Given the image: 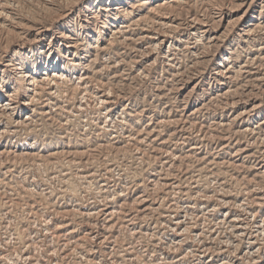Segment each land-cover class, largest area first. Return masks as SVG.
<instances>
[{"label": "rangeland", "instance_id": "374dc122", "mask_svg": "<svg viewBox=\"0 0 264 264\" xmlns=\"http://www.w3.org/2000/svg\"><path fill=\"white\" fill-rule=\"evenodd\" d=\"M263 55L264 0H0V264H198L211 229L243 250L222 219L264 233Z\"/></svg>", "mask_w": 264, "mask_h": 264}, {"label": "bare ground", "instance_id": "6f19581e", "mask_svg": "<svg viewBox=\"0 0 264 264\" xmlns=\"http://www.w3.org/2000/svg\"><path fill=\"white\" fill-rule=\"evenodd\" d=\"M144 3H146V2H144ZM143 4V3H142ZM2 6V5H1ZM131 7H133L134 8V6H131ZM115 9V8H114ZM11 12V11H10ZM4 15H5V13H4ZM127 15H133V12L132 11H130V12H127L126 14H125V16H127ZM113 17V19H115V20H117V19H119L120 18V16L118 15V14H114V13H111V15L109 16V17ZM10 15L8 14V16H7V19H10ZM197 17V16H196ZM4 19V18H3ZM197 20H199V19H197ZM196 20V21H197ZM10 21V20H9ZM105 21V20H104ZM136 23V22H135ZM108 24V23H107ZM166 25H168V24H166ZM205 25V24H204ZM103 26V25H102ZM120 26V25H119ZM126 26V25H125ZM102 28V27H101ZM117 28V27H116ZM136 28V27H135ZM203 28V27H202ZM201 29V28H200ZM117 30V29H116ZM119 31V30H118ZM206 31H207V29H206ZM209 31V30H208ZM248 31V30H247ZM121 32V31H120ZM198 32V31H197ZM123 33V32H122ZM207 33V32H206ZM252 33V32H251ZM120 34V33H119ZM129 36V35H128ZM71 36L69 35V34H67L66 36H65V38L66 39H72V37L70 38ZM112 37V36H111ZM126 38V37H125ZM214 38V37H213ZM64 39V38H63ZM98 39H100V38H98ZM178 39V38H177ZM72 43L69 45V46H67L68 48L67 49H70V47L71 48H76L77 46L75 45V41H71ZM80 47V46H79ZM86 47V46H85ZM84 48V47H83ZM82 48V49H83ZM103 48V47H102ZM48 50H50V49H48ZM260 51V50H259ZM51 54H52V52L50 51V53L47 55V59H46V62H45V70H46V72L44 71L43 72V75H46V77H45V80L44 79H37V80H32L31 82V84H33L34 86H36V88H38V86L40 87V89H50V87H47L48 86V84L49 83H46L45 81H54V83L55 84H57L56 83V75H57V73L56 72H53V74H51L52 72H50V70H47V64H48V62H49V64H50V61H49V58H50V56H51ZM68 54V53H67ZM67 54L65 55V58L67 59V61L68 62H72V61H76V63L74 64L75 66H79L80 64H81V60L80 59H78V58H76V54H74L73 53V55H74V57H71V58H68V57H70V54L67 56ZM260 54V53H259ZM78 56V55H77ZM264 56V55H263ZM64 57V56H63ZM256 57V56H255ZM262 57V56H261ZM256 59V58H255ZM79 60V62L77 63V61ZM251 61H253V60H251ZM38 63V62H37ZM52 63V62H51ZM250 63V62H249ZM9 64V63H8ZM37 65V64H36ZM57 65V62H53L52 64H51V68H53V67H55ZM93 65V64H92ZM248 65V64H247ZM251 66V65H250ZM50 68V69H51ZM61 68L64 70V71H68V72H71V69H69L70 68V66L68 65V64H64L63 66H61ZM60 68V69H61ZM36 69V68H35ZM96 69V68H95ZM94 69V70H95ZM87 70V69H86ZM227 70V69H226ZM246 70V69H245ZM221 71V70H220ZM251 71V70H250ZM22 72V71H21ZM36 72V71H35ZM38 72V71H37ZM217 72V71H216ZM225 72V71H224ZM79 73V72H78ZM27 74V73H26ZM86 74V73H85ZM34 75H36V73L34 74ZM219 75H220V73H219ZM223 75V74H222ZM27 76H29V75H26V77ZM36 77H32V79H35ZM59 78V77H58ZM81 78V80H82V77H80ZM79 78V79H80ZM84 78V77H83ZM43 83L44 85H45V87H43V86H40V83ZM36 83V84H35ZM85 83V82H84ZM83 83V84H84ZM58 86V85H57ZM86 85H84V87H85ZM83 87V88H84ZM35 89V88H34ZM52 91V90H51ZM84 91H86V90H84ZM88 91V90H87ZM37 92V91H36ZM54 92V91H53ZM40 93V92H39ZM87 93V92H86ZM5 96L7 97V101L5 102V103H2V102H0V110H3V111H5V112H9V111H11L13 108H14V106H15V102H14V99L12 98V95L7 91L6 93H5ZM1 97V96H0ZM36 99V98H35ZM33 97H32V99L30 100V101H25V105H32L33 104V102H34V100H35ZM51 100V99H50ZM36 101V100H35ZM109 101V100H108ZM51 102V101H50ZM104 103L106 102V101H103ZM34 109V108H33ZM20 110V109H19ZM109 110V109H108ZM110 110H111V108H110ZM16 111H18V110H16ZM49 113V112H48ZM104 113V112H103ZM9 115V114H8ZM14 115V114H13ZM110 115V114H109ZM15 116V115H14ZM32 116H34V115H32ZM240 116V115H239ZM26 117V116H25ZM106 117V116H105ZM108 117V116H107ZM241 117V116H240ZM4 118V117H3ZM5 119V118H4ZM108 120V119H107ZM110 120V119H109ZM25 121V120H24ZM3 123V122H2ZM18 123V122H17ZM261 124H264V121H262V123ZM261 124L258 126V127H261ZM25 125V124H24ZM8 127H10V126H8ZM256 127V126H255ZM7 128V127H6ZM216 128V127H215ZM259 129V128H258ZM264 129V128H263ZM242 130V129H241ZM244 130V129H243ZM254 131H255V129H253ZM11 131H14V130H11ZM257 131V130H256ZM15 133V132H14ZM264 133V132H263ZM253 134H255V133H253ZM252 136V135H251ZM250 136V137H251ZM129 137V136H128ZM261 138V137H260ZM253 139V138H252ZM264 139V138H263ZM254 141V140H253ZM253 143V142H252ZM95 144V143H94ZM100 144V143H99ZM109 144V143H108ZM112 145V144H111ZM260 145V144H259ZM103 146V145H102ZM106 146V145H105ZM18 147V146H17ZM70 147V146H69ZM261 147V146H260ZM95 148V147H94ZM93 148V149H94ZM90 149H92V148H90ZM246 149V148H245ZM261 149V148H260ZM96 150V149H95ZM238 151V150H237ZM10 152V151H9ZM254 152H256V150L254 151ZM261 152V151H260ZM92 153V152H91ZM262 153H263V155H264V149H262ZM90 154V153H89ZM251 154V153H250ZM252 154H254V153H252ZM94 156V155H93ZM257 156H258V154H257ZM39 158V157H38ZM93 158V157H92ZM249 158V157H248ZM83 160H85V159H83ZM264 160V159H263ZM75 161V160H74ZM78 161V160H77ZM87 162V161H86ZM256 165V164H255ZM262 165H264V162H262ZM76 167H77V165H76ZM82 167V166H81ZM263 166H259V168L261 169ZM264 172V171H263ZM93 173V172H92ZM78 174V173H77ZM94 174V173H93ZM211 175H213V174H211ZM82 176V175H81ZM85 176H87V175H85ZM88 176H89V174H88ZM219 176V175H218ZM209 177V176H208ZM213 177V176H212ZM206 179V178H205ZM193 180H195V179H193ZM192 180V181H193ZM197 180V179H196ZM200 180V179H199ZM158 181V180H157ZM156 181V182H157ZM215 181V180H214ZM191 182V181H190ZM218 182V181H217ZM215 183V182H214ZM221 183V182H220ZM94 184V183H93ZM199 184V183H198ZM223 184V183H222ZM141 185V184H140ZM154 185H155V183H154ZM156 186V185H155ZM173 186V185H172ZM201 186V185H200ZM262 186V185H261ZM104 187V186H103ZM107 187V186H106ZM179 187V186H178ZM194 187V186H193ZM195 187H197L196 185H195ZM223 188V187H222ZM102 189V188H101ZM100 189V190H101ZM174 189V188H173ZM172 189V190H173ZM202 190V189H201ZM49 191V190H48ZM153 192V191H152ZM174 192H176V191H174ZM178 192V191H177ZM193 192V191H192ZM195 192V191H194ZM223 192V191H222ZM201 193V192H200ZM199 192L197 193V194H200ZM203 193V192H202ZM223 193H225V192H223ZM44 194V193H43ZM120 194V193H119ZM122 194V193H121ZM127 194V193H126ZM185 194V193H184ZM221 193L219 192V195H220ZM39 195V194H38ZM51 195V194H50ZM99 195V194H98ZM125 195V194H124ZM201 195V194H200ZM46 196V195H45ZM115 196V195H114ZM176 196V195H175ZM193 196V195H192ZM103 197H105V196H103ZM124 197V196H123ZM262 198V197H261ZM111 199H112V197H111ZM126 199V198H125ZM145 199V198H144ZM182 199V198H181ZM219 199V198H218ZM245 199V198H244ZM221 200V199H220ZM233 200V199H232ZM252 200V199H251ZM95 201V200H94ZM115 201V200H114ZM182 201V200H181ZM187 201H190V200H187ZM206 201V200H205ZM212 201V200H211ZM225 201V200H224ZM260 201V200H259ZM109 202L110 201H107V200H104L103 202H101V205L103 206V208L102 209H106L107 207H108V205H109ZM118 202V201H117ZM123 202H124V200H123ZM130 202V201H129ZM132 202V201H131ZM139 202H141V201H139ZM138 202V203H139ZM228 202V201H227ZM245 202V201H244ZM261 202V201H260ZM263 202V201H262ZM127 202L125 201V204H126ZM133 203V202H132ZM143 203V202H142ZM234 203V202H233ZM162 204V203H161ZM178 204V203H177ZM176 204V205H177ZM237 204V203H236ZM256 203H254V205H255ZM119 205H121V204H119ZM139 205V204H138ZM169 205V204H168ZM223 205V204H222ZM226 205V204H225ZM239 205H241L240 203H239ZM249 205V204H248ZM258 205H259V203H258ZM189 206V205H188ZM242 206V205H241ZM91 207H93L92 205H91ZM90 207V208H91ZM109 207H111V206H109ZM113 207V206H112ZM147 207V206H146ZM153 207V206H152ZM157 207V206H156ZM159 207V206H158ZM215 207V206H214ZM226 207V206H225ZM232 207V206H231ZM247 207H249V206H247ZM246 206L244 207V209L243 210H245L246 208H247ZM59 208V207H58ZM76 208V207H75ZM155 208V207H154ZM216 208H218V207H216ZM238 208V207H237ZM79 209V208H78ZM113 209V208H112ZM139 209V208H138ZM142 209V208H141ZM146 209V208H145ZM183 209V208H182ZM214 209V208H213ZM242 209V208H241ZM66 210V209H65ZM80 210V209H79ZM150 210V209H149ZM171 210H173V209H171ZM185 210V209H184ZM205 210V206H202V209H201V214L203 213V211ZM263 210V209H262ZM40 211V210H39ZM110 211H112V210H110ZM114 211V210H113ZM124 211V210H123ZM134 211V210H133ZM191 211V210H190ZM209 211V210H208ZM246 212H248L247 211V209L245 210ZM96 212V211H95ZM98 212V211H97ZM141 212H143V211H141ZM148 212V211H147ZM146 212V213H147ZM187 212V211H186ZM200 212V211H199ZM205 212V211H204ZM207 212V211H206ZM206 212L204 213V214H206ZM229 212L230 211H226V215H224L223 214V216H225L223 219H222V222L223 221H227V224H229L230 226L232 225V227H233V237H234V239H235V242L236 241H241V240H243V242H244V247H243V250H240V249H238L239 248V246L240 245H235L234 243H233V241H230V239H229V237H227L228 238V241H224L221 245H219L220 247L219 248H216L215 247V245H214V243H215V239H216V237H217V235H218V233H216V235H215V229H211V230H209V232L208 233H206V232H198L197 234H196V236L197 237H199V238H201L200 239V246L199 247H196L195 249H194V252H195V254L194 253H192V255L194 254L195 255V257L197 258V261H198V264H199V261H201V263H203V264H249L250 263V261L252 260L253 261V263H256L257 261H258V259L260 258V257H262V260H264V250H262V246L261 245H259V237H260V235H262V234H264V233H262L261 231H259L258 232V230L256 231V232H253V233H251L250 231H248V229L250 228H248L247 227V223H244V222H241V218H240V216H239V214L238 215H236L237 213L236 212H234V210L232 211V213H233V217H232V219L231 218H229V216H230V214H229ZM80 213H82L81 211H80ZM87 214H88V212H86ZM90 213V212H89ZM92 213V212H91ZM113 213V212H112ZM120 213V212H119ZM213 213V212H212ZM257 213V212H256ZM77 214V213H76ZM107 214V213H106ZM129 214V213H128ZM131 214V213H130ZM249 214V213H248ZM55 215H57V214H55ZM74 215V214H73ZM126 215H127V213H126ZM162 215H164V214H162ZM180 215V214H179ZM187 215V214H186ZM195 215V214H194ZM242 215V214H241ZM253 215V214H252ZM63 216V215H62ZM152 216H153V214H152ZM167 216V215H166ZM184 216V215H183ZM200 216V215H199ZM206 216V215H205ZM72 217V216H71ZM97 217V216H96ZM95 217V218H96ZM113 217V216H112ZM147 217V216H146ZM74 218V217H73ZM87 218V217H86ZM191 218V217H190ZM198 218V217H197ZM204 218V217H203ZM212 218V217H211ZM108 219H110V218H108ZM124 219V218H123ZM135 219V218H134ZM193 219V218H192ZM204 219H206V218H204ZM252 219H253V217H252ZM93 220V219H92ZM124 220H127V219H124ZM221 219H219V221H220ZM248 220V219H247ZM254 220V219H253ZM9 221V220H8ZM180 221V220H179ZM236 221H238V222H236ZM250 221V220H249ZM146 222V221H145ZM186 221H182L181 223L183 224V223H185ZM191 222V221H190ZM251 222V221H250ZM90 223V222H89ZM116 223H117V221H116ZM177 224L179 223V222H176ZM261 223V222H260ZM262 223H263V221H262ZM68 224V223H67ZM96 224V223H95ZM115 224V223H114ZM124 224V223H123ZM162 224V223H161ZM208 224V223H207ZM212 224V223H211ZM259 224V223H258ZM69 225V224H68ZM92 225V224H91ZM185 225V224H184ZM223 225H224V223H223ZM228 225V226H229ZM121 226V225H120ZM134 226V225H133ZM174 226V225H173ZM196 226V225H195ZM202 226H203V224H202ZM217 226V225H216ZM249 226V225H248ZM258 226V225H257ZM66 227V226H65ZM103 227V226H102ZM110 227V226H109ZM122 227V226H121ZM126 227V226H125ZM184 227H186V229H188V230H190L189 228H191V226H184ZM253 227H255V226H253ZM60 228V227H59ZM99 228V227H98ZM132 228V227H131ZM138 228V227H137ZM231 228V227H230ZM104 229H106V227L104 228ZM184 229V228H183ZM207 229V228H206ZM264 228H262V230H263ZM96 230V229H95ZM187 230V231H188ZM116 231V230H115ZM165 231V230H164ZM217 231V230H216ZM252 231H253V229H252ZM91 232V231H90ZM89 232V233H90ZM134 232V231H133ZM180 232V231H179ZM264 232V231H263ZM132 233V232H131ZM160 233V232H159ZM162 233V232H161ZM184 233V232H183ZM136 234V233H135ZM157 234V233H156ZM163 234V233H162ZM179 234V233H178ZM195 234V233H194ZM193 234V235H194ZM118 235H119V233H118ZM147 235V234H146ZM164 235V234H163ZM100 236H102V235H100ZM157 236V235H156ZM174 236V235H173ZM12 237V236H11ZM91 237V236H90ZM119 237V236H118ZM139 237H141V236H139ZM151 237V236H150ZM155 237V236H154ZM158 237V236H157ZM112 238V237H111ZM116 238V237H115ZM114 238V239H115ZM133 238V237H132ZM91 239H92V237H91ZM117 239V238H116ZM150 239V238H149ZM93 240V239H92ZM141 240V239H140ZM139 240V241H140ZM154 240V239H153ZM195 240H197V238L195 239ZM224 240V239H223ZM130 241V240H129ZM164 241V240H163ZM143 242V241H142ZM160 242V241H159ZM167 242V241H166ZM179 242V241H178ZM197 242H198V240H197ZM70 243V242H69ZM130 243V242H129ZM158 243V242H157ZM165 243V242H164ZM78 244V243H77ZM114 244H116V243H114ZM147 244V243H146ZM156 244V243H155ZM220 244V243H219ZM38 245V244H37ZM60 245V244H59ZM66 245V244H65ZM81 245H82V243H81ZM100 245V244H99ZM112 245V244H111ZM138 245V244H137ZM153 245V244H152ZM157 245V244H156ZM155 245V246H156ZM226 245H228V246H231V247H233L234 249H233V254L231 255V257H230V253L231 252H229V250L227 249V248H225V246ZM141 246V245H140ZM170 246V245H169ZM168 246V247H169ZM172 246H175V245H172ZM70 247V246H69ZM79 247V246H78ZM94 247V246H93ZM129 247V246H128ZM127 247V248H128ZM153 247V246H152ZM167 247V246H166ZM167 247V248H168ZM212 247H213V249H215V250H212ZM61 248H63V247H61ZM171 248V247H170ZM176 248V247H175ZM178 248V247H177ZM43 249V248H42ZM119 249V248H118ZM54 250H57V248H55ZM53 250V251H54ZM73 250V249H72ZM111 250V249H110ZM134 250V249H133ZM169 250V249H168ZM190 250H192V249H190ZM52 251V252H53ZM76 251V250H75ZM84 251V250H83ZM95 251V250H94ZM97 251V250H96ZM109 251V250H108ZM144 251V250H143ZM197 251V252H196ZM51 252V253H52ZM80 251H78V253H79ZM147 252V251H146ZM159 252V251H158ZM168 252V251H167ZM175 252V251H174ZM188 252L190 253V251L188 250ZM66 253V252H65ZM72 253V252H71ZM81 253V252H80ZM223 253H228V256L226 257L225 256V254L221 257L220 255L218 256V254H223ZM57 254V253H56ZM86 254V253H85ZM106 254V253H105ZM120 254V253H119ZM122 254V253H121ZM137 254H138V252H137ZM160 254V253H159ZM186 254V253H185ZM30 255V254H29ZM63 255V254H62ZM109 255V254H108ZM187 255V254H186ZM12 255H10V257H11ZM33 256V255H32ZM71 256V255H70ZM78 256H80V254L78 255ZM82 256V255H81ZM112 256V255H111ZM168 256V255H167ZM28 257V256H27ZM72 257V256H71ZM101 257V256H100ZM99 257V258H100ZM133 257V256H132ZM173 257V256H172ZM19 258V257H18ZM30 258V257H29ZM33 258V257H32ZM98 258V257H97ZM127 258V257H126ZM134 258V257H133ZM132 258V259H133ZM156 258V257H155ZM165 258V257H164ZM4 259V258H3ZM21 259V258H20ZM25 259H27V258H25ZM36 259V258H35ZM89 259V258H88ZM93 259H94V257H93ZM101 259V258H100ZM147 259V258H146ZM29 260V259H28ZM114 260V259H113ZM158 260V259H157ZM257 260V261H256ZM260 260V259H259ZM10 261V260H9ZM8 261V262H9ZM12 261V260H11ZM25 261H27V260H25ZM39 261V260H38ZM58 261V260H57ZM77 261V260H76ZM98 261V260H97ZM108 261V260H107ZM181 261V260H180ZM261 261V260H260ZM16 262V261H15ZM14 262V263H15ZM93 262H96V261H93ZM160 262H162V261H160ZM160 262H158L159 264H160ZM165 262V261H164ZM178 262V259H176V260H173L171 263L172 264H176ZM261 262H264V261H261ZM60 263V262H59ZM62 263V262H61ZM194 263V262H193ZM39 264V263H38ZM58 264V263H57ZM69 264V263H68ZM71 264H73V263H71ZM97 264V263H96ZM119 264V263H118ZM133 264V263H132ZM145 264H147V263H145ZM261 264H263V263H261Z\"/></svg>", "mask_w": 264, "mask_h": 264}]
</instances>
